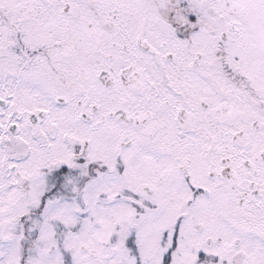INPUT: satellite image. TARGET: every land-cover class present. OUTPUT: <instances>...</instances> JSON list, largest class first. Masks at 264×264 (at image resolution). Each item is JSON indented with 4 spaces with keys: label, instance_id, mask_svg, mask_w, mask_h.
<instances>
[{
    "label": "snow or ice",
    "instance_id": "6c2138e0",
    "mask_svg": "<svg viewBox=\"0 0 264 264\" xmlns=\"http://www.w3.org/2000/svg\"><path fill=\"white\" fill-rule=\"evenodd\" d=\"M0 264H264V0H0Z\"/></svg>",
    "mask_w": 264,
    "mask_h": 264
}]
</instances>
